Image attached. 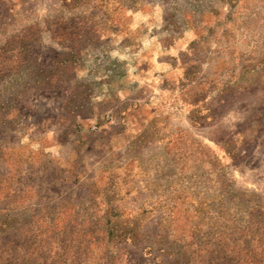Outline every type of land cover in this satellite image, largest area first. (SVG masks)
Wrapping results in <instances>:
<instances>
[{"label":"rangeland","instance_id":"374dc122","mask_svg":"<svg viewBox=\"0 0 264 264\" xmlns=\"http://www.w3.org/2000/svg\"><path fill=\"white\" fill-rule=\"evenodd\" d=\"M0 264H264V0H0Z\"/></svg>","mask_w":264,"mask_h":264}]
</instances>
